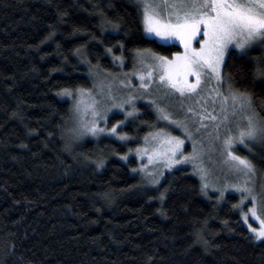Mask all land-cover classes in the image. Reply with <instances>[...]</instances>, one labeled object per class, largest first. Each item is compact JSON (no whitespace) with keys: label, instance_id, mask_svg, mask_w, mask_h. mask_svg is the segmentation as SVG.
Wrapping results in <instances>:
<instances>
[{"label":"trees","instance_id":"16d2710c","mask_svg":"<svg viewBox=\"0 0 264 264\" xmlns=\"http://www.w3.org/2000/svg\"><path fill=\"white\" fill-rule=\"evenodd\" d=\"M153 40L143 35L134 0H0V264H264V242L233 209L235 193L205 194L182 166L150 187L132 172L133 156L120 159L155 124L151 105L139 103L123 129L134 140L102 136L64 151L60 126L72 108L61 89L88 88L96 72L126 74L137 48L181 51ZM120 43L123 65L106 52L120 55ZM226 60L233 88L264 113L257 74L264 45L232 49ZM239 151L253 156L263 178L264 145ZM100 158L98 169L92 161Z\"/></svg>","mask_w":264,"mask_h":264},{"label":"snow or ice","instance_id":"6c2138e0","mask_svg":"<svg viewBox=\"0 0 264 264\" xmlns=\"http://www.w3.org/2000/svg\"><path fill=\"white\" fill-rule=\"evenodd\" d=\"M140 22L147 36L168 44L178 41L183 52H176L171 57L160 55L148 48L134 50V58L142 66L134 75L140 80V88L144 93L151 94V84L158 78L160 84L179 93L180 96L198 94L203 91L213 80L216 82L214 91L223 98L221 111L223 120L229 126L223 137L222 155L223 163L234 179L216 188L209 183L207 169L199 167L201 154L194 148L191 154L185 152V141L171 131L158 128L149 132L144 137V145L136 147L135 154L141 163L139 169L133 168L132 172L144 173L151 185L160 183L159 177L163 171L156 165H162L171 171L178 165L191 162L200 174L201 190L207 194L209 187L219 192V199L225 198L226 192L240 194L238 203L232 205L239 210L240 218L255 240L264 242V184L257 189V166L252 155L242 154L236 145H241L252 153L253 145H264V113L258 112L253 107L250 94L240 92L233 88L231 78L225 76L223 68L226 66V56L231 55L235 49L247 54L248 49L259 43L264 44V0H137ZM110 23V22H109ZM113 30L119 31L120 25L114 24ZM194 42L198 47L194 46ZM120 55L113 54V48L106 49L112 55L114 62L123 65L127 51L123 43L119 44ZM77 53L80 50L77 49ZM257 74L264 76V63L258 65ZM194 78L190 80L189 78ZM122 83H125L122 81ZM126 83L130 84L131 81ZM227 84V89L224 85ZM100 91L84 87H64L58 93L75 101L72 108L71 123L60 126V137L64 142V151L72 153L74 146L82 141L85 136L99 137L107 135L121 142H129L134 137L124 132L128 119L135 118L138 109L135 104V95L117 99L111 92V85L100 82ZM143 95V93L141 94ZM155 104V101H150ZM128 106L126 108L125 106ZM230 107V115L229 113ZM117 111H113V110ZM161 118L169 121L178 129H183L184 134L192 138V132L183 121L174 120L163 108H158ZM191 111V109H190ZM112 112V116H109ZM118 113L124 114V119L118 118ZM195 115V113H194ZM115 119L109 127L110 119ZM200 127H206L205 119L217 121L213 113L205 112L199 115ZM101 123L104 124L101 127ZM221 124H216V139H221L219 131ZM129 153L120 156L121 160L128 161ZM84 156L85 159L88 157ZM96 167L104 166L103 158L92 161ZM153 170H149V167ZM105 200L111 199V193H102ZM161 193L160 199H164ZM251 207L247 206V203ZM246 209V210H245ZM250 218L258 222L259 227H253ZM205 247L209 242L203 240Z\"/></svg>","mask_w":264,"mask_h":264},{"label":"rangeland","instance_id":"374dc122","mask_svg":"<svg viewBox=\"0 0 264 264\" xmlns=\"http://www.w3.org/2000/svg\"><path fill=\"white\" fill-rule=\"evenodd\" d=\"M134 2L137 5V0H134ZM143 35L146 38L148 37V38L155 39L151 36H147L144 33V29H143ZM156 41L164 44L163 42H160L158 40ZM170 43L176 44L178 47H180L181 49L180 52H183V48L180 46L178 41H174ZM259 45L260 44L257 43L253 45L252 47H257ZM261 45H264V44H261ZM194 46L198 47V44L194 42ZM141 67L142 66L135 59L133 66L129 68L128 70L124 71L125 73L127 72L126 74L122 73L121 75L113 76L109 74L103 75V74H99L96 72L95 74H93V79H92L93 82L91 83V86L87 88L89 90H93L94 92L98 94L100 91V87H99L100 82L104 81L106 84L111 85V92L117 99H122L129 95H135L138 97L137 99H135L136 107L139 103L151 105L153 114L155 115V124L153 125L151 130H149L145 135L140 137V139L138 140V143L134 145V147L132 148V152L129 154V157L133 156L134 159L137 160L138 162L137 169L140 168L141 163L146 164L147 159L144 158L143 161H141V159L137 158L135 154L136 147H142L144 145V137L149 132L155 131L158 128H164L166 131H171L173 135H178L182 139H184L186 154H191L193 152L194 141H195V149L201 154V160L198 166L207 169L209 173V177H210L209 178L210 185H213L216 188H220L225 183L231 182L234 179V177L229 173L228 169L223 163L224 156L222 155V149H223L224 134L226 133L229 126L234 128L235 125L234 124L229 125L227 121L223 120L224 113H222L221 111L223 98L220 96H217V93L213 90L216 82L213 80L207 87L203 89V91H200L198 94L180 96L179 93H176L173 90L162 86L157 78L155 82L152 83L150 86L151 94L149 95L147 93H144V90L140 88L141 82L137 78V76L134 75V73H137ZM189 79L193 80L194 78L190 77ZM129 80L131 81V83L130 84L126 83ZM122 81H124L125 83H122ZM224 89L225 90L227 89V84L224 85ZM142 93L143 95H141ZM68 100L71 103V108H73L75 101L69 98ZM150 101H155V104L150 103ZM125 107L128 108L127 105ZM158 108L165 109L172 119L185 122L188 128L192 132V138H189L188 136H186L184 134L183 129H178L173 124H170L169 121L163 120L161 118V113L158 111ZM113 111H117V110L114 109ZM205 112L213 113L217 117H219V119L217 121H211V120L205 119L203 123L206 125V127H200L201 121L199 119V115ZM119 114H121L123 116L122 119H124V114L123 113H119ZM228 114L230 115V107H229ZM109 116L110 117L112 116V112H109ZM131 118L132 117H130L129 119ZM70 119H72V111L70 114ZM115 122L116 121H114L113 123ZM70 123L71 121L68 124ZM216 124L222 125L219 131V135L221 136V139L219 140L216 139V136L218 134L216 130ZM100 126L103 127L104 124L101 123ZM108 126L109 127L111 126L110 122ZM102 136L107 137V135H101L99 137H102ZM99 137H92L90 135L85 136L82 139V141L78 143L85 142L86 139L96 140ZM236 147L238 149L244 148L241 145H236ZM128 153L129 151L126 154ZM178 166H182L185 168L188 167L191 170V172L196 176V178L201 180L200 174L197 171V167H194L191 162L183 164V165H178ZM155 167L163 171V176L165 172L168 171V169L164 168L162 165H156ZM149 170L150 171L153 170L151 166L149 167ZM140 175H141V178L145 182L148 183L147 178L145 177V174L140 173ZM163 176L159 177V180H161ZM255 180H256L257 189L259 190L260 186L264 184V177L261 179H259L258 177H255ZM149 186L153 187L156 185L149 184ZM209 192H213L219 195L218 191H213V187H209V189L207 190V193ZM227 193H231V192H226L225 194ZM232 193H235V192H232ZM235 194L238 196V198H240L239 193H235ZM247 206L251 207V204L247 203ZM250 223L252 224L253 227H259L258 222L252 220L251 218H250Z\"/></svg>","mask_w":264,"mask_h":264}]
</instances>
